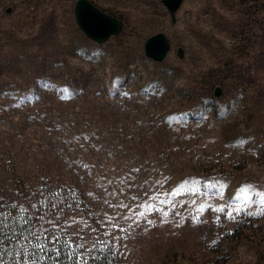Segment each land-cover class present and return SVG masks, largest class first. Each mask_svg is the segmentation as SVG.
<instances>
[{"label": "rangeland", "instance_id": "obj_1", "mask_svg": "<svg viewBox=\"0 0 264 264\" xmlns=\"http://www.w3.org/2000/svg\"><path fill=\"white\" fill-rule=\"evenodd\" d=\"M90 1L122 21L102 43L76 0H0V196L120 264H264V214H248L264 209V0H183L174 22L161 0ZM157 32L161 61L144 54ZM41 185L67 199L40 203Z\"/></svg>", "mask_w": 264, "mask_h": 264}, {"label": "snow or ice", "instance_id": "obj_2", "mask_svg": "<svg viewBox=\"0 0 264 264\" xmlns=\"http://www.w3.org/2000/svg\"><path fill=\"white\" fill-rule=\"evenodd\" d=\"M125 96H128L129 93L125 92L124 93ZM74 139H79L78 137H74ZM85 167H87V165H84ZM134 171H139V169H134ZM45 178L41 177V180L43 181ZM165 179H167V177H165ZM50 186L48 185H41L37 188L36 193L35 194H39L42 199L40 201V203H44L46 201H49V196L52 197L53 200H55L56 202H50L49 201V206L53 209H55L57 207V203L61 202L63 197L60 195L59 189H57L56 191H50L48 193V195H45V189L48 188ZM131 187V185H130ZM221 188L226 187V185L221 184L220 185ZM254 188V185L252 184H246L244 185V187L242 188V191L244 190H251ZM181 191L180 189L177 190V193ZM121 192H123V189H121ZM73 195H75V193H73ZM88 195H93V193H88ZM261 199L259 201V203L264 204V193H261ZM133 199H136V197H133ZM105 203H107V201H105ZM162 203H168V201H162ZM181 203H183V201H181ZM193 204L196 203L195 200L192 201ZM14 208L17 206L15 204V202H13L12 205ZM70 206V205H66ZM121 207H128L126 204H121ZM6 207V203H5V197L4 196H0V208H4ZM37 207L36 203H31V208L35 209ZM141 208L143 207H148L149 210H152V206L151 205H140ZM173 207H175V205H173ZM207 207V205L205 204H200L198 211L199 212H203L205 210V208ZM247 207V204L245 203L244 207H240V208H235L231 211L228 212V218L229 219H234L235 216L233 213L235 214H239L241 211L244 210V208ZM19 209H20V213L21 216H23L24 213H28L29 217H35L36 213L35 212H30L29 208L26 207L24 204H20L19 205ZM131 211V209H129ZM62 209L60 211H58L56 213L57 216H60L62 213ZM215 211L218 212H223L225 211V208L223 206L221 207H217L215 209ZM178 214V213H177ZM249 215H260V214H264V209H258L256 212H249ZM11 214H6L5 212H0V245H3L4 241L6 240H16L19 243L20 238L23 239L24 243L21 244L20 248L21 251H18V255H21V261L23 262V264H41L42 261H44L46 258L51 259V257H49L48 253L49 251H56V256L59 257L60 256V252L57 250V245L61 244L62 241L60 240L59 237L57 236H53L52 239V245H51V249L48 247L47 244L44 243V241H42L40 239V236L38 235L36 229V226L39 225V232L40 233H46L48 231V229H45L43 227V224L41 222L44 221L45 217L43 215H40L36 221V224L33 225L31 223L30 219H26V218H22L20 219L19 223L21 224H28L29 227L26 230H21V237H17L16 236V231L17 229L12 226L10 227V221H9V216ZM137 220L144 216V212L140 211L135 213ZM165 216L168 215L167 212L164 213ZM109 219L111 220L112 218L109 217ZM122 219L124 220H128L131 219L130 217L124 216L122 217ZM193 219H197V217H193ZM72 223H75V220L71 221ZM135 222V221H134ZM13 225L15 224V218H13L12 222ZM47 223L49 225H51L53 228H58L59 225V221L57 220L55 223L52 220H48ZM65 223H69V221H65ZM148 223H152L151 220H148ZM111 226L113 227H120V225L118 223H114ZM121 231H123V229H121ZM66 236H69L68 233H65ZM71 235H78V233H71ZM36 240L37 242L32 245V247L36 250L33 251L32 255L29 257L28 256V249L25 247V245H31L32 244V240ZM66 247L72 249L73 251H75L76 248H83L84 244H77V245H73V241L69 238L67 239L66 242ZM68 259H71V257H68ZM0 264H3L2 261H0ZM19 264V262H18ZM76 264H88V259L84 256L83 253H81L77 258H76Z\"/></svg>", "mask_w": 264, "mask_h": 264}, {"label": "trees", "instance_id": "obj_3", "mask_svg": "<svg viewBox=\"0 0 264 264\" xmlns=\"http://www.w3.org/2000/svg\"><path fill=\"white\" fill-rule=\"evenodd\" d=\"M66 197H63L62 200H66ZM6 207L0 208V212H5L6 214H11L9 216L10 227L14 226L16 231V236L21 237V230H26L29 225L19 223L20 219L26 218L30 219L33 225L36 224L34 217H29L28 213H24L21 216L19 205L14 208L12 203H8L5 201ZM15 218V224L13 225L11 222ZM40 236V239L44 241L45 244L51 249L52 245V237L57 236L62 241L61 244L57 245V250L60 252V256H56V251H49L48 255L51 259L46 258L41 264H76V258L83 253L84 256L88 259V264H120V256L117 249L110 244V242L106 245H92L85 246L83 248H76L75 251L66 247L67 239H71L73 241V245L82 244L79 240H77L73 235H71L68 229H58V228H49L46 233L39 232V225L36 226L35 229ZM65 233H68L69 236H66ZM37 241L32 240L31 245H25L28 249V256L30 257L33 251H36L32 245H34ZM24 241L20 238L19 243L16 240H6L3 245H0V261L3 264H23L21 261V255H18V251H21V244ZM71 257V259H68Z\"/></svg>", "mask_w": 264, "mask_h": 264}, {"label": "water", "instance_id": "obj_4", "mask_svg": "<svg viewBox=\"0 0 264 264\" xmlns=\"http://www.w3.org/2000/svg\"><path fill=\"white\" fill-rule=\"evenodd\" d=\"M183 0H161L167 8L171 21H175V13ZM74 15L78 27L85 35L98 42L106 41L111 35L118 34L122 29V21L95 6L90 0H76ZM170 43L163 32L149 36L144 43V54L155 60L161 61L170 50ZM177 55L183 57L184 50L178 47ZM222 89L216 86L214 95L220 96Z\"/></svg>", "mask_w": 264, "mask_h": 264}, {"label": "bare ground", "instance_id": "obj_5", "mask_svg": "<svg viewBox=\"0 0 264 264\" xmlns=\"http://www.w3.org/2000/svg\"><path fill=\"white\" fill-rule=\"evenodd\" d=\"M48 4V3H47ZM49 6H47L46 8H48ZM44 8V7H43ZM60 7H59V5H58V3H57V1H55V2H53L52 4H51V6L46 10V11H44L43 12V17H56V18H59V15H60V9H59ZM40 13H42V12H40ZM61 18V17H60ZM46 22V21H45ZM44 23V22H43ZM35 25V24H34ZM39 26H41V25H39ZM42 27V26H41ZM29 29V28H28ZM42 29V28H41ZM21 31V30H20ZM28 31V30H27ZM26 31V32H27ZM61 32V31H60ZM33 33V32H32ZM61 35H54V38L52 39V41L54 42V41H56L57 43L60 41L59 40V37H60ZM63 37V36H62ZM33 42H34V44H38V43H40V42H44V41H47L46 39H44L42 36H41V34H40V32L39 33H36V34H34L33 35ZM61 39V38H60ZM34 44H32V45H34ZM42 102V101H41Z\"/></svg>", "mask_w": 264, "mask_h": 264}]
</instances>
